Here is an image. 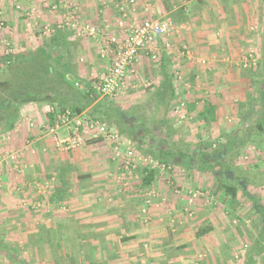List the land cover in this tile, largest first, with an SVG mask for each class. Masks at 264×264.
Segmentation results:
<instances>
[{"label": "rangeland", "instance_id": "1", "mask_svg": "<svg viewBox=\"0 0 264 264\" xmlns=\"http://www.w3.org/2000/svg\"><path fill=\"white\" fill-rule=\"evenodd\" d=\"M116 1L99 0V4L100 6H103L102 3L109 5ZM152 1L149 3L157 4L158 9L161 8L160 11L167 14L165 18L173 22L172 14L169 13L174 12L175 9L182 10L180 5L188 2V0ZM47 2V0L40 2L42 11L45 10ZM206 2H202L204 3L202 9H209ZM93 3L95 5V2ZM16 6L19 8L17 9ZM30 6L33 7L29 0H0V22L4 23L0 27V55L31 51L45 40L46 35L42 31L32 34V26L29 27L30 30L27 29L26 22L20 24L16 22V25L14 23L16 15L29 12L30 8L32 9ZM187 6L189 7L188 4ZM225 7L229 13H232L231 10L243 11L240 19L242 24L239 32L237 31L239 34L235 36L239 38L240 49L209 51L216 55H208L207 51L205 57L200 58L205 60V64H200L196 61L199 57L192 60L193 52H196L193 47H196V44L189 48L184 37L181 38V44L186 48V55L181 59L180 64V70L187 85L184 91L188 93V99L192 97L200 100L194 111L188 113L184 109L186 103L184 98L181 96L182 99H180L179 96L171 107L166 126L154 128L157 137L164 139L170 130L173 132L170 135L172 139L178 144H189L192 150L194 146L204 143H210L211 149L220 150L229 142L225 141L224 135L234 131L236 138L242 135V132L236 129L242 114L247 109L246 100L255 90L253 74L258 70L264 71V62L259 69L253 65L250 68L243 67V58L248 59L249 64L252 63L251 60L257 64L258 60L264 56V0H229L225 3ZM108 8L112 10L111 6ZM130 10L127 8V12ZM46 12L47 15L50 14L48 10ZM230 21H233V17L228 21L225 20L227 24L232 23ZM46 23L50 25L48 20ZM89 23L93 22L89 21ZM253 26L256 28L249 30V27ZM230 27L233 28L236 25L231 24ZM184 28L183 26L182 35L186 31ZM6 43L11 45L7 46ZM70 44V59L74 74L88 81L99 80L103 75L106 62L97 56L93 43L87 39L74 37ZM225 58L228 60L222 61ZM169 61L171 63L168 62L167 67L173 73L175 62H172V59ZM102 65L104 68H100ZM138 65L132 84L123 94L113 99L117 107L132 116L137 112L135 108L145 105L159 85L158 63L150 62L143 57L139 72ZM1 66L3 65L1 64L0 68ZM93 70L97 75H94ZM6 76L7 74L0 70V81L6 79ZM176 86L177 93H180L178 95L183 94L181 89L183 84H176ZM100 98L103 97L100 96ZM207 99L216 101L217 118L214 122L204 123L200 120L198 112L201 110L202 101ZM181 103L183 104L180 112L183 114L182 119L177 118L173 112L174 107ZM33 106L39 107L38 110L30 109ZM46 106V104H33L21 108L16 116L14 130L6 129L4 123L0 124L1 153L6 154V157L15 153L19 155L15 170L9 159H6L0 172V240L15 248L17 254L28 264H264V257L256 260L254 257L249 259L258 245L261 232L259 228L264 229V212L255 215L247 196L239 189H237L236 200L223 202L219 183L212 174L200 173L193 169L185 170L179 166L172 167L174 171L153 170L151 186L141 191V200L138 204L136 202L137 205L140 204L139 222L141 224L138 229L145 230V235L141 236L137 243L127 242L125 240L127 238L117 239V241L95 240L96 237L88 231L93 227H84L79 224L78 211L75 207L77 203L83 202L81 197L79 199L81 196L79 193L83 190L82 182L85 179L80 176L89 171L88 166L90 162H93V156L94 158L99 156L94 155L92 148L84 142L75 151V157L79 156L82 159L81 163L75 164V167L68 172L69 192L55 195L56 180L45 178L44 173L47 172L45 167L48 164L44 160L56 154H59L58 157L63 156L67 159L65 156L72 153L62 155V152L59 153L54 149L52 151L48 141H45L47 137L49 139V136L44 133L43 127L38 126L40 124L37 120H42ZM27 114L31 116V124L35 123V126H30V121L27 122ZM258 120L259 117L254 114L246 117L245 126L248 128L245 133L248 141L232 155H227L226 162L233 168L234 176L240 177L246 184L248 195L263 197L264 130L260 133L256 128ZM56 136L64 139L67 136L66 129L64 127L57 129ZM150 138L156 137L146 132L145 142L147 143ZM134 146L130 143L129 148L136 152ZM100 147L98 145L93 149L99 151ZM148 148L147 144L141 146V149ZM38 150L43 154L42 163L35 162ZM103 153L104 155L98 158V162H95L99 165L97 171H99L101 183L108 190L107 187L111 184L112 178L108 176L109 179H107L106 176L107 174L112 176L114 168L104 151ZM63 157L60 160H63ZM37 165L42 167L37 168ZM215 169H219V166ZM119 177L127 184L126 187L132 181H136L124 179L120 175ZM33 188L34 190L30 191ZM138 192L137 195L140 193ZM130 193V190L124 192L122 196L116 193L115 198L128 202L126 197ZM107 196L102 194L98 196V199L104 203L107 201ZM260 205H264V201ZM49 221L66 222L64 226H61L49 224ZM0 264L10 263L0 257Z\"/></svg>", "mask_w": 264, "mask_h": 264}, {"label": "trees", "instance_id": "2", "mask_svg": "<svg viewBox=\"0 0 264 264\" xmlns=\"http://www.w3.org/2000/svg\"><path fill=\"white\" fill-rule=\"evenodd\" d=\"M53 29L54 31L45 34V40L31 51L9 52L0 55V65H3L0 70L7 74L6 79L0 81V124L4 123L6 129L12 130L19 110L31 104L47 105L44 111L45 122L43 125L50 127L59 122L60 115L65 111L72 115L86 112L90 118L115 128L121 137L125 136L131 140L135 145L136 153L148 156L169 169L179 166L185 170L193 169L200 173L212 174L219 183V191L224 202L236 200L237 189H239L249 198L255 215L264 212L257 200L254 199V195H248L246 192V184L241 181L240 177L234 176L233 168L226 162L227 155H232L248 141L245 133L248 126L242 130V137L239 139L226 137L229 142L223 145L220 150L211 149L210 143L198 144L192 150L189 144H178L172 139L170 135L173 132L170 130L164 139L157 138L152 144L146 143L144 140L146 132L156 137L154 128L166 126L171 107L179 96L180 99L184 98L186 102L184 109L188 113L194 111L198 101L192 97L188 99V93L186 94L185 91L178 95L180 93H177L173 73L167 67L170 59L162 56L158 64L163 79L145 105L137 106L135 108L137 112L132 116L117 107L113 99L100 98L94 89L98 79L88 81L73 74L69 63L70 52L68 49L72 32L65 28L56 29L54 27ZM6 33L8 34V31ZM253 77L255 78L253 81L255 90L248 97L247 106L249 108L256 107V110L260 112L256 128L261 133L264 130V71L258 70L256 74H253ZM150 104L152 105L150 106ZM217 106L215 100H203L201 110L198 112L200 120L204 123L214 122L217 118ZM139 134L142 136L136 137ZM100 141L86 140L85 142L92 144ZM143 144H147L149 148L141 149ZM216 166H219V169H215ZM143 171L142 185L149 186L153 181L154 171L147 168ZM263 233L264 231L260 232L258 240V245H260L255 247L253 255H250L249 259L253 258L255 251H257L256 254L264 252ZM0 257L6 259L10 264H28L17 254L15 248L2 243L1 240Z\"/></svg>", "mask_w": 264, "mask_h": 264}, {"label": "crops", "instance_id": "3", "mask_svg": "<svg viewBox=\"0 0 264 264\" xmlns=\"http://www.w3.org/2000/svg\"><path fill=\"white\" fill-rule=\"evenodd\" d=\"M29 1H31V5H33V7L30 6L32 7V9L30 8L29 12L27 11V13H29L30 18L20 13L19 16L16 15L15 17L16 19L14 20L15 25H16V22L17 24H20L22 22H26L28 19H31L36 22V26L33 27V29H31V33L34 34V33L40 32L39 29H41L43 26H47V23H46L47 20L48 22H50L49 26L51 28H54V27L56 28L58 24L61 23L62 19L60 18L59 15H56V16H52L51 14L47 15V12L45 13V11H47V8H45V10L42 11L43 7L40 6V2L42 1L45 2L46 0H29ZM47 1H48L47 4L48 3L51 4L52 2L54 5L59 7L60 11H62L61 8L64 6L70 7L74 5V7L77 10V16L79 17L80 21L82 22L90 21L99 27H104L105 22H107L110 26H113L116 19L118 18V13L116 12L114 13L113 10L106 8L105 6H100L99 0H73L72 2L70 0H47ZM123 1L125 0H117L116 2L120 3ZM203 1L204 3L207 1L206 3L209 9H202L204 5V3H202ZM227 1L229 0H188V2H183L185 5H180V8L182 7V10L175 9L174 12L172 13L168 12L170 15L172 14V18L174 22L176 23V25L181 26V27L184 26L186 28V31L183 33L181 38L183 39L184 37V40L186 43H188L187 45L189 46V48L196 44V47H193L195 48L196 52L195 53L193 52L192 60L198 57H199L198 59L204 58L205 53H208L209 51H213V50L214 51L216 50L225 51L229 49L231 50V48L233 50L240 49V43H238L239 38H236L235 36L239 34L238 33L240 30L239 28L241 27V24H242V21L240 19L242 17L243 11L231 10L232 13L231 12L229 13L228 9L226 10V7H225V3ZM93 2H95V5ZM149 2L151 3L153 1L152 0H135V6L133 7V9H131L128 12L129 17L131 15V16H138L140 18L150 17V16L165 18L167 14H163L165 12L160 11L161 8L159 10L157 7V4L155 3L150 4ZM47 4L45 3V6H47ZM187 4L189 5V7L187 6ZM190 6H193V7H190ZM231 17H233V21H230L232 23L227 24L225 20L228 21V19ZM192 19H195V21H192ZM190 21H191V24H189ZM184 24H188L189 26L187 27ZM231 24L236 25V27L231 28L230 27ZM255 28L256 26L249 27V30L252 31ZM112 32L116 33V30L113 29ZM73 38L74 37L72 35V37L70 38V42H72ZM89 46L91 45L89 44ZM79 48L82 50L81 47ZM68 49H69V52H71L70 47ZM201 50H204V51L201 52ZM94 51L96 53L95 48H94ZM213 54L215 53L214 52L208 53V55H213ZM226 60L228 59L227 58H225L224 60L222 59V61H226ZM262 62H264V56H262L261 59L258 60V63L255 64V66H257L259 69ZM69 63L73 71L71 59H69ZM138 64L140 65V62ZM139 65L137 68L138 72H139ZM100 68H104V66L102 65L100 66ZM257 72L258 71H256V73ZM94 75H97L96 71ZM162 79H163V75L161 74V71L159 68L158 81L160 82ZM184 88H185L184 86H181V89L183 92H184ZM198 102L199 101L196 102V105ZM246 105H247V100H246ZM32 108H36L38 110L39 107H35V106L30 107V109ZM83 113L87 114L86 112H83ZM253 114L258 116L260 115V112L256 110V107L249 108L247 106L246 111L241 116L240 123L236 131L242 132V130L245 128L246 117L248 115H253ZM27 116H26L27 122L30 121V126H33L35 123L31 124V118H30L31 116H29V114H27ZM43 116L44 114L42 115V120L41 119L37 120L38 124H40L38 126H40L41 128L44 126L43 123L45 122ZM15 128L16 127H13L12 130H14ZM234 132L224 135L225 139L226 137H229V139H237V138L239 139L240 137H242L241 135L236 138V134ZM155 135L157 134L155 133ZM140 136H142V134H139L136 137H140ZM157 138L159 137L156 136V138L153 140H156ZM122 139L125 144L124 145L125 147H129L130 143H133L131 140H129L125 136L122 137ZM45 141L46 142L48 141L47 142L48 146H50L51 150L53 151L54 148L51 145L50 139H48L47 137V140ZM225 141H227V139ZM31 143L33 142L31 141ZM98 145L101 146L100 148H98L99 151H96L95 149H93V148H96ZM88 146L92 148V152L94 153V155L99 156V157L104 155L103 153L104 151L106 154L105 156H107L108 161L111 163V165L114 168V172L112 176L110 174H107L106 176L107 179H109L108 176L112 178V181L110 182L111 184L107 187L110 189L109 191V189L107 190L105 185L101 183V180L98 175L99 171L97 170L99 169V165H96L95 161H97L99 157L94 158L93 156V162H90L88 166L90 168L89 171L85 175L80 176L85 180L84 182H82V186L84 185L83 190H81L80 191L81 193H79V195H81L79 196V199L81 197V200H83V202L81 204L77 203V207H75V209L78 211L79 224L84 227H89V228L93 227V229H90V230L88 229V231L91 232V234H93V237L94 236L96 237L95 240H101V241L115 240L117 241V239L122 240L123 238H127L125 239L127 242L130 241V243L131 242L137 243L140 240L141 236L143 237L145 235L144 233L145 230L143 231V230L138 229V226L141 223L139 222L140 204L139 205L137 204H138V201L141 200V191L148 189L152 183L149 186H143L141 180L144 174V171H143L144 169L143 170L137 169L135 173L136 179L133 178V180H136V181H132L130 185L126 187L127 184H125L122 178L119 177V175L122 177V173L119 172L118 170V165H117L118 163H115L112 160L111 153H110V150L107 144L104 141H100V142L88 144ZM68 153H72V154H68L67 156H65L67 159H65L63 156L58 157L59 154H56L57 157L51 156V157H48L49 159L44 160V162L48 164L45 167L47 171L44 173V176H46L45 178L47 179L51 178L50 180H54L55 178L56 180V185L54 186L55 195L62 194L66 191L69 192L68 191L69 190L68 189L69 180L67 178L69 175L68 172L73 167H75L74 166L75 164H77L78 162L81 163V160H82L80 159L79 156L75 157V151L68 152ZM66 154L67 153H63L62 155H66ZM42 155L43 154L40 153L38 150L35 162L42 163L43 161L41 159ZM62 157L64 159L60 160L62 159ZM92 166H95L96 168ZM41 167L42 165H37V168H41ZM170 170L171 171L173 170L172 167H170ZM24 186L26 187V184H24ZM25 187H23V189ZM157 187L159 188V185H157ZM32 190H34V188L30 189V191ZM128 190H130L131 192L126 197L128 202L119 201L118 199L115 198L117 195L116 193H119L122 196L123 193L127 192ZM137 192L139 193V195H137ZM37 193H39V191H37ZM102 194L108 195L106 197L107 201L104 203H102L101 200L98 199V196ZM247 199L250 202L249 198ZM254 199L257 200L258 204H260L261 202L264 201V196L263 197L254 196ZM260 206H261V209L264 210V205H260ZM65 222L66 221H54V222L49 221V224H52V225L57 224V225L64 226ZM69 223L71 224V221H69ZM262 230L264 229L260 227L259 231H262ZM256 252L257 251H255V254L253 256L255 260L261 259L262 257H264V252L263 253L259 252V254L258 253L256 254Z\"/></svg>", "mask_w": 264, "mask_h": 264}, {"label": "built area", "instance_id": "4", "mask_svg": "<svg viewBox=\"0 0 264 264\" xmlns=\"http://www.w3.org/2000/svg\"><path fill=\"white\" fill-rule=\"evenodd\" d=\"M102 4L106 8L111 6L112 10L118 13V18L113 26L105 22L104 27H99L93 23L80 21L74 5L62 7V11L54 4H47L46 6L52 16L59 15L62 19L56 29L65 28L72 32L73 37L91 41L95 46L97 56L106 62L104 74L99 78L97 85H94L97 93L101 97L109 99L120 96L132 84L136 75V66L143 57L150 62L159 63L163 55L175 62L173 70L175 84H183L186 89L184 75L180 70L181 59L186 55V48L181 44L183 27L176 25L169 18L129 17L127 8L132 9L135 6V0L113 2L109 5L108 3L107 5L106 3ZM16 8L19 7L16 6ZM28 15L29 13L24 14V16ZM28 20L29 22H27ZM28 20L26 21L27 29L30 26L32 28L36 26L35 21ZM1 26H3L2 22H0ZM113 29L116 30V33L112 32ZM39 30L43 34H49L54 29L47 25ZM6 44L8 46V43ZM243 59V67L250 68L256 64L253 60L249 64L248 59ZM197 62L205 64L203 59H198ZM182 107L183 104L181 103L173 109L175 116L180 119L183 118V114H180ZM60 127H64L67 131V136L64 139H59L56 136V130ZM43 128L45 129L44 133L49 136L52 147L62 153L76 151L86 140L104 141L110 150L112 160L118 163V170L124 179H136L137 169L147 168L150 171L156 169L160 172L169 170V167L164 164H159L152 158L125 147L122 137L115 128L108 127L84 113L72 115L65 111L60 115L59 122L51 127L43 126ZM1 152L0 144V172L6 159H9L13 165V170H15L19 155L15 153L6 157V154Z\"/></svg>", "mask_w": 264, "mask_h": 264}, {"label": "flooded vegetation", "instance_id": "5", "mask_svg": "<svg viewBox=\"0 0 264 264\" xmlns=\"http://www.w3.org/2000/svg\"><path fill=\"white\" fill-rule=\"evenodd\" d=\"M154 131H155V130H154ZM155 132H156V131H155ZM154 137H155V136H154ZM154 141H155V140H153V139H151V138H150V140H148L149 144L154 143Z\"/></svg>", "mask_w": 264, "mask_h": 264}]
</instances>
